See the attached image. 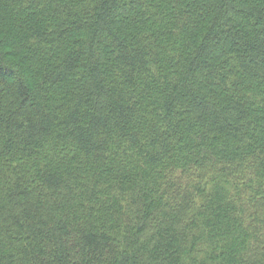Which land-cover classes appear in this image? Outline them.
Returning a JSON list of instances; mask_svg holds the SVG:
<instances>
[{
  "label": "trees",
  "instance_id": "trees-1",
  "mask_svg": "<svg viewBox=\"0 0 264 264\" xmlns=\"http://www.w3.org/2000/svg\"><path fill=\"white\" fill-rule=\"evenodd\" d=\"M0 264H264V0H0Z\"/></svg>",
  "mask_w": 264,
  "mask_h": 264
}]
</instances>
